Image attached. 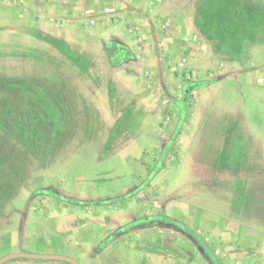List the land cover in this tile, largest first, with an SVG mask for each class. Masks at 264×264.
Segmentation results:
<instances>
[{
	"label": "rangeland",
	"instance_id": "rangeland-1",
	"mask_svg": "<svg viewBox=\"0 0 264 264\" xmlns=\"http://www.w3.org/2000/svg\"><path fill=\"white\" fill-rule=\"evenodd\" d=\"M0 1V111L6 103L21 107L25 98L3 83L26 80L39 110L57 118L63 134L38 159L0 130V180L19 167L8 197L2 190L0 241L7 235L13 249L46 250L79 264H102L103 251L112 264H209L198 248L211 264H264L258 8L247 16L230 0H113L115 12L106 16L113 24L80 28L78 17L68 23L46 7ZM204 23L241 50L223 49ZM113 34L130 48L112 49L121 51L111 55L115 65L103 52ZM161 206L169 221L182 218L196 241L166 225L165 261L151 255L153 243H143L153 238L148 228L129 229ZM71 223L76 227L67 232ZM177 243L188 252L180 258L171 257L182 250ZM21 261L41 260L6 264Z\"/></svg>",
	"mask_w": 264,
	"mask_h": 264
},
{
	"label": "trees",
	"instance_id": "trees-1",
	"mask_svg": "<svg viewBox=\"0 0 264 264\" xmlns=\"http://www.w3.org/2000/svg\"><path fill=\"white\" fill-rule=\"evenodd\" d=\"M203 1V0H202ZM213 1V0H212ZM233 2V7L236 11H239L243 8L247 10V16H253V12L258 8L257 11H260L262 15H264V6L258 4L257 2H253L252 0H230V4ZM206 2L200 3V7L205 5ZM252 9V10H251ZM244 11V10H243ZM209 34L216 35L220 37L223 42L224 46L223 49L232 51V52H239L240 50L231 49L230 46L227 45L228 39L225 38L224 34L220 32L219 29L213 30L210 24H205ZM262 26L264 27V21L262 22ZM118 45L114 47H108L105 49L106 53L109 55V59L112 63H116L114 60L111 59V55L113 53V48H117ZM119 49V48H118ZM119 51V50H118ZM116 52V51H115ZM121 52V51H120ZM118 52V53H120ZM3 83V82H2ZM5 87L4 90H10L16 92L19 97H25L24 100L20 101L22 104L21 107H14L10 103H6L2 106V110L0 111V130L8 134L12 137L17 145H20L22 149L30 152L36 158H45L48 150L50 149L49 146L54 144V141L58 139L60 134L58 127L56 126L57 118L51 115L49 112H42L39 110V100L36 96V93L33 94L32 92L28 91L27 88L29 87L28 82L26 80H9L3 83ZM18 84V85H16ZM194 85L189 83L184 87L183 90V101L184 103L189 98V94L191 93V88ZM42 92L44 90L41 88ZM46 94V93H44ZM59 121L61 123V118L59 117ZM62 124V125H66ZM23 153H19L20 156ZM1 157V156H0ZM1 159V158H0ZM9 159H11L9 157ZM44 159V160H45ZM2 163V162H1ZM0 163V166H1ZM17 166V165H16ZM18 166H14L15 173L18 170ZM2 168H0V171ZM7 173V171H5ZM12 171H8L11 173ZM13 173V177H8L6 181L0 180V203L4 201L6 198L2 199L3 191L6 189L7 197L9 194V190L16 186V183L19 181V177ZM18 173V172H17ZM1 175V172H0ZM3 189H1L2 185ZM6 187V188H5ZM2 205H0L1 207Z\"/></svg>",
	"mask_w": 264,
	"mask_h": 264
},
{
	"label": "crops",
	"instance_id": "crops-1",
	"mask_svg": "<svg viewBox=\"0 0 264 264\" xmlns=\"http://www.w3.org/2000/svg\"><path fill=\"white\" fill-rule=\"evenodd\" d=\"M10 1H12V2H10ZM10 1L7 0V3L9 2L8 3L9 6L10 5H16V6H20V7L22 6L23 7L26 4H31V5L37 6L39 9H41L42 7H46V8H43L45 10L44 12H46V11L49 13L52 12L54 15L59 16V18L67 20L68 23H71L73 21L75 22L77 17H78L79 19H81L80 21H77V24L80 25L79 26L80 28H83V26L84 27L85 26H91V27L97 28L99 26H103L104 23L113 24V18H108L106 16L109 13H111V15H112L116 9L115 8L116 5H114L115 3L113 0L112 1H109V0H105V1L104 0H63V1H61V0H30V1L29 0H10ZM0 4H1V1H0ZM53 7H54V10L51 11L50 9H52ZM94 18H95V20H94ZM90 24H92V25H90ZM83 31H85V30L83 29ZM66 36L67 35L65 34L64 37H66ZM111 36H113V37L110 40L108 47H114L115 45H119L122 48V50H125V49L129 50L130 49L128 47V44L126 42H124V40H122L118 35L113 34ZM102 38H104V37H102ZM105 49L103 50L104 53H106ZM113 54H118V52L117 51L113 52ZM113 65H115V64H113ZM71 213H73V212H69V214H71ZM179 221L181 222L180 224L183 223L182 218H179ZM74 225H75L74 223H71L69 229H67L66 231L72 232L70 229L74 228L73 227ZM80 225H81V223H80ZM184 225H186V224H184ZM75 227H76V225H75ZM152 229H153V227H152ZM184 234L186 235L185 237H187V236H188V238L191 237L189 234L184 233V230L182 231L180 236H184ZM6 236L7 235L4 236L5 237L4 239L6 241H0V257L6 255L8 253L21 252V251L24 252L25 251L23 248H21L22 246H20V245L13 249L12 241H7L8 237H6ZM191 239H192V237H191ZM192 241H193V239H192ZM79 242H82V241H79ZM180 242L184 243V241H180ZM185 242L187 243L188 241H185ZM193 242L196 244V241H193ZM44 248L50 249L47 246ZM198 249L201 251V255L203 253L205 254L204 257L201 256L202 260L207 261L209 264H211V262H210L211 258H210L209 253L205 252V250H201L200 248H198ZM44 252H46V250H40V252H37V253H44ZM182 252H184V253H182ZM180 253L186 254L188 252H185V250L182 249V250H180ZM98 257H99V262H101L102 264L114 263L112 256L110 254H108L107 252L103 251ZM18 259H20V258H18ZM192 259L193 258L191 257V261H193ZM181 260H183V258ZM188 262H189V260H188ZM94 263L96 264L97 261L95 260ZM7 264H9V263H7ZM16 264H29V263L21 261V262L16 263ZM33 264H44V263L41 260V261L35 262Z\"/></svg>",
	"mask_w": 264,
	"mask_h": 264
},
{
	"label": "flooded vegetation",
	"instance_id": "flooded-vegetation-1",
	"mask_svg": "<svg viewBox=\"0 0 264 264\" xmlns=\"http://www.w3.org/2000/svg\"><path fill=\"white\" fill-rule=\"evenodd\" d=\"M160 210L158 212H152L149 215H143L144 216V222H141L140 224H137L136 226H132L131 228H148V235L153 236L152 239H148L146 241H143V243L149 244V243H153V245H151L152 247V254L153 257L156 259L158 258V260L160 259V261H165L166 257L168 256V254L165 252V249L168 246L167 244V239L165 237L166 233H165V228L167 227L166 225H168L172 230L175 231L176 237H179L183 231V227L181 226L182 224H180L181 222L179 221L178 217H173L172 220H174L175 223L169 221L168 217L165 215L166 213L164 212V208L161 206L159 208ZM157 223V229L156 232L152 233V227ZM128 229V230H129ZM125 231V230H124ZM123 232V231H122ZM119 233H121L119 231ZM107 238H109V236L107 235ZM151 240V241H150ZM173 241V240H171ZM176 241V240H174ZM105 241H100L98 242L99 245L104 244ZM178 242V241H177ZM180 242V241H179ZM175 246L179 247L180 249L184 250V246L183 244L177 243L174 244ZM101 251V250H99ZM184 253V252H182ZM180 253V250L176 251V253L171 254V257L174 258H180L182 256H184L185 254ZM170 255V254H169ZM200 256H205V254L203 253ZM113 258V257H112ZM144 260V259H142Z\"/></svg>",
	"mask_w": 264,
	"mask_h": 264
},
{
	"label": "water",
	"instance_id": "water-1",
	"mask_svg": "<svg viewBox=\"0 0 264 264\" xmlns=\"http://www.w3.org/2000/svg\"><path fill=\"white\" fill-rule=\"evenodd\" d=\"M27 258L42 261H62L68 264H79L75 259L61 255V254H50V253H27V252H14L8 253L0 257V264L6 263L12 259Z\"/></svg>",
	"mask_w": 264,
	"mask_h": 264
}]
</instances>
